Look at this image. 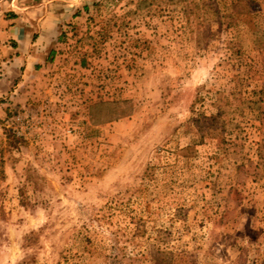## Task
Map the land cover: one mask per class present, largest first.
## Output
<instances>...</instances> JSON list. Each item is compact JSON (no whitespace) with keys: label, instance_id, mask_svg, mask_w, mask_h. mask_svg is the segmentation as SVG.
I'll list each match as a JSON object with an SVG mask.
<instances>
[{"label":"rangeland","instance_id":"obj_1","mask_svg":"<svg viewBox=\"0 0 264 264\" xmlns=\"http://www.w3.org/2000/svg\"><path fill=\"white\" fill-rule=\"evenodd\" d=\"M88 3L0 84V264H264V0Z\"/></svg>","mask_w":264,"mask_h":264},{"label":"crops","instance_id":"obj_2","mask_svg":"<svg viewBox=\"0 0 264 264\" xmlns=\"http://www.w3.org/2000/svg\"><path fill=\"white\" fill-rule=\"evenodd\" d=\"M90 0H9L0 8V45L6 70L0 84L5 91L24 88L57 53L61 31L68 23L81 26ZM5 8V9H4Z\"/></svg>","mask_w":264,"mask_h":264},{"label":"built area","instance_id":"obj_3","mask_svg":"<svg viewBox=\"0 0 264 264\" xmlns=\"http://www.w3.org/2000/svg\"><path fill=\"white\" fill-rule=\"evenodd\" d=\"M71 31H73V27L70 25L68 28L65 30V34L68 36ZM67 39V38H66ZM71 39H67L65 42V45H70ZM19 122H21L20 127L17 129L16 133L17 136L20 138H26L27 136H36L37 135V129L34 128V125L31 121H22L19 119Z\"/></svg>","mask_w":264,"mask_h":264}]
</instances>
